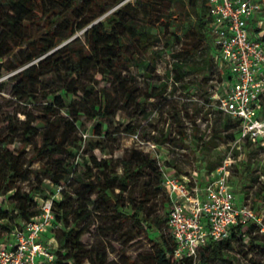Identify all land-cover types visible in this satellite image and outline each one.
<instances>
[{
  "label": "trees",
  "instance_id": "trees-1",
  "mask_svg": "<svg viewBox=\"0 0 264 264\" xmlns=\"http://www.w3.org/2000/svg\"><path fill=\"white\" fill-rule=\"evenodd\" d=\"M170 1L0 0V78L20 68L6 81H1L0 87L11 83L12 93L18 98L24 95L32 97L30 86L44 84L41 78L53 74L61 81L59 89L72 97L65 102L61 95L51 94V101L42 106L43 114L37 117L44 127L40 129L31 125L30 121L24 122L21 147L16 152L9 147L18 127L10 117L7 118L6 132H0V201L9 200L13 206L10 211L0 206V220H5V224L0 225V241L9 238L23 222L39 214L36 198H49L60 187L59 197L52 202L53 223L57 226L52 232L61 230L58 244L53 248L56 264H82L84 260L89 264L107 263L105 248L94 246L84 250L81 237L88 231L87 224L79 229L66 230L70 218L74 223L87 222L92 212L102 215L104 220L116 221L118 226L130 222L133 228L157 232L151 240L152 259L149 264H216L225 259V251L232 248L233 242L247 244L246 250H240L244 256L255 251L264 259V234L260 238L253 236L252 233L259 231V227L252 223L236 225L227 239L207 243L195 257L174 258V241L166 223L170 199L162 184V170L157 160L150 153L131 148L125 149L122 157L113 162V154L119 149L111 132L116 112L121 110L130 119L137 114L144 119L153 114L147 109L146 102L157 97L158 93L148 86L143 92L134 76L123 72L125 65L148 66L141 56L157 45L154 27L171 25L169 20H162L160 10L155 7L161 4L168 7L172 4L168 3ZM185 1L192 8L198 7L202 13L196 23L202 29L201 38H208L210 20L205 0H201L200 4L198 0ZM77 33H80L79 36H75ZM201 38L194 40L195 43H182L180 46L181 51L188 55L201 52V66L197 62L185 61L182 64L177 60L174 65L181 71H178L173 83L179 81L186 71H207L213 63L218 65L214 60V46L207 43L202 50ZM261 40L264 41V37ZM24 42L27 43L26 49L19 50L14 60H3L13 52L15 45ZM179 54H175L176 57ZM223 70L227 73L226 82L229 72L225 68ZM205 77L208 79V76ZM213 114L217 122L214 130L206 136L205 146L215 138L225 141L239 137V119L220 109ZM260 114L264 116V98ZM82 119L94 122L91 130L98 137L97 141L90 142L87 158L80 156L78 138L70 139L77 125L83 124ZM134 128L129 122L123 131L131 134ZM193 128L198 132L196 126ZM176 129L173 136L161 130L158 135L152 136L151 141L158 144L160 139L167 140V146L174 153L177 150L187 151L189 146L184 142L192 135L180 122ZM200 140L193 134L197 147L203 146L198 143ZM243 142L253 144L260 141ZM27 146L32 148L33 159L39 162L41 181H47L49 190L35 186L26 191L16 186L19 180H26L32 173L23 158ZM71 149L76 150L72 152ZM93 149L108 152L110 156L98 158ZM65 153L77 165L81 164L82 172L70 170L68 161L61 157ZM167 163L173 168V174L180 176L175 171V164ZM118 165L121 173L116 171ZM214 168L216 166H210L202 171L210 173ZM69 181L76 183L74 192L66 189ZM157 197L166 207L165 216H153L147 208ZM126 261L137 264L129 259Z\"/></svg>",
  "mask_w": 264,
  "mask_h": 264
},
{
  "label": "rangeland",
  "instance_id": "rangeland-1",
  "mask_svg": "<svg viewBox=\"0 0 264 264\" xmlns=\"http://www.w3.org/2000/svg\"><path fill=\"white\" fill-rule=\"evenodd\" d=\"M198 1V4H200L201 0ZM168 3L172 4L168 7L165 4L155 7L156 10H160L159 14L162 20H169L171 25L168 27H154L153 31L157 34V45L141 56L142 61L147 63L148 66L139 68L134 64L125 65L126 69L123 72L124 74H132L136 84L143 92L148 86L158 93L157 97L150 98L146 102L147 109L152 110L153 114L146 119L141 114L134 115L130 119L125 112L121 110L116 112L112 120L111 132L114 134V142L117 143L119 149L113 154V162L122 157L125 149L134 148L143 152L146 151L149 147L147 148L143 142L146 140L151 141L152 136L158 135L161 130L170 133L171 136L175 135L180 122L192 135L190 139L184 142L189 147L187 151L182 152L180 150L183 156H176L175 151L167 146V140L160 139L157 144V154L162 160L161 165H166L169 161L175 164L176 173L182 175L193 170L202 171V169L210 166H216L217 168L223 164L224 160H227V162H230L227 166L229 170L228 182L234 190L235 201H240L243 195L244 204L253 209L261 217L262 224H264V141L246 144L243 141L237 142V139L223 141L220 138H215L211 141V144L205 146L206 136L214 130L217 122L213 112L219 110V99L223 95L227 73L214 63L211 69L200 72H192L186 69L187 67H183V69L189 71L183 73L180 80L173 83L175 76L179 74L178 71H181L174 65L177 60L182 64L185 61L194 64L197 62L199 63L198 66H201V52L197 51L192 55H188L181 51L180 46L182 43H195L196 40L202 37V29L196 23L197 19L202 17V13L199 12L198 7H190L185 0H182V2L171 0ZM254 31V28H252L251 32ZM79 34L77 33L75 36H79ZM209 40L211 38L208 33V38L201 40L202 50L205 49L207 43L211 44ZM26 46V42L15 45L13 52L3 60H14L16 53L19 50L24 51ZM178 53L181 54L176 57L175 54ZM152 58H154V61ZM19 69L1 77L0 82L6 81L10 75L16 73ZM205 76H208V79ZM41 80L45 83L41 82L30 86L29 90L33 93L32 97L24 95L18 98L17 95L12 93L11 83H6L0 87V132L2 134L6 132L7 118L9 117L18 127L13 143L9 147L13 152L21 147L24 122L30 121L31 125H37L40 129L44 127L37 117L43 114L41 108L46 102L51 101L53 94L61 95L65 102L72 99L70 95L59 89L61 84L59 77L48 74ZM82 121L83 124L77 125V130L71 133L70 139L78 138L80 156L87 158L90 152V142L97 141L98 137L91 130L94 122L85 119H82ZM129 122L135 127L131 134L123 131V127ZM194 126L198 128V132L193 128ZM193 134L201 138L198 143L203 144L202 147H197L196 142L193 141ZM203 136L205 138H202ZM75 150L71 149L72 152ZM92 152L98 158L110 156L108 152H100L98 149H93ZM61 157L68 161L70 170L83 171L81 164L77 165L75 160L69 157L67 153ZM23 158L32 173L29 174L26 180H19L16 186L26 191H30L35 186H41L49 190L50 185L47 181L45 179L41 181L40 165L39 162L33 159L30 146L25 148ZM116 171L121 173L120 165L116 166ZM75 187L76 183L71 181L66 189L74 192ZM0 206L10 211L13 205L9 200L3 199L0 201ZM147 208L153 216H165L166 207L160 197L152 200ZM1 224H5V220H0ZM86 224L88 225V231L81 237L84 250H89L94 246H99L100 249L105 248L107 251L106 264H128L127 259L137 264H149L151 261V240L157 236V232L154 233L150 229L133 228L130 222L118 226L116 221L104 220L102 215H97L95 212L91 213L87 222L74 223L70 218V224L66 230L70 228L79 229ZM60 232L61 230L50 234L49 239L52 241V246L56 247L58 244ZM261 234H264V231H260V228L259 231L252 233L257 238H260ZM46 239L47 236L44 235L43 240ZM257 242L260 244V241ZM246 248L247 244L240 245L233 242L232 248L225 251V259L217 261L216 264H254L251 259L264 262L262 256L255 251H251L247 256H244L240 250H246ZM82 264L89 263L84 260Z\"/></svg>",
  "mask_w": 264,
  "mask_h": 264
},
{
  "label": "built area",
  "instance_id": "built-area-1",
  "mask_svg": "<svg viewBox=\"0 0 264 264\" xmlns=\"http://www.w3.org/2000/svg\"><path fill=\"white\" fill-rule=\"evenodd\" d=\"M205 4L214 60L229 72L218 108L240 120L237 142L264 141V117L260 114L264 98V0H205ZM143 144L149 147L145 152L160 165L162 184L169 195L166 223L174 241V258L195 257L207 243L227 239L239 224L252 223L264 231L261 217L244 204V199L235 201L228 182L230 162L224 160L210 173L193 170L175 176L173 168L161 165L157 144L150 140ZM181 151L176 156H183ZM60 189L49 198H36L39 214L0 241V264H56L55 246L43 236L57 228L52 202Z\"/></svg>",
  "mask_w": 264,
  "mask_h": 264
},
{
  "label": "crops",
  "instance_id": "crops-1",
  "mask_svg": "<svg viewBox=\"0 0 264 264\" xmlns=\"http://www.w3.org/2000/svg\"><path fill=\"white\" fill-rule=\"evenodd\" d=\"M230 189L234 192V190H233V188H232V186H230ZM242 199H243V195H242Z\"/></svg>",
  "mask_w": 264,
  "mask_h": 264
}]
</instances>
